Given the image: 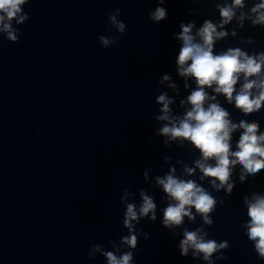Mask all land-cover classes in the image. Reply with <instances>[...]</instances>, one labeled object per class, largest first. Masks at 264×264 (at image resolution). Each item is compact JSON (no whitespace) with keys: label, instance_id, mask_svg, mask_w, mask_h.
<instances>
[{"label":"clouds","instance_id":"clouds-1","mask_svg":"<svg viewBox=\"0 0 264 264\" xmlns=\"http://www.w3.org/2000/svg\"><path fill=\"white\" fill-rule=\"evenodd\" d=\"M30 0H0V32L7 34V39L18 42L20 30L15 25H23L29 20L24 12V6ZM167 0H158V6L149 11L148 18L153 23L165 21L168 12L164 5ZM192 3H211L218 12V19H204L197 27L196 22L181 21L180 31L174 38L180 42L175 58L177 75L184 79V88L190 87L189 78L195 82V87L186 99L179 101L184 109L181 114H174L171 105L176 103L174 97L166 91H161L155 99L159 105L158 114L154 120L160 125L154 132L162 137V144L170 147L176 143L183 148L186 143L199 152V157L193 160V166L183 164V173L177 174L175 166L163 175L155 176V185L162 190L161 200L166 206L162 211V227L176 235V229L182 230V239L178 243L180 254L187 257L192 250V257L215 264V260L225 259L222 250H228L227 240L217 241L208 238L209 233L204 225L214 224L212 214L218 200L203 184L205 180L216 192L223 190L231 195L236 182L232 179L236 166H240L239 181L245 183L249 176L264 170V131L258 120L239 119L234 121L232 114L220 103L218 96H223L229 105L248 117L260 113L264 108V49L251 51L242 47H227L216 50L217 42L224 41L231 35L237 36V28H243L244 22H250L251 27L264 29V0H191ZM251 3V7L244 11ZM199 14V9H191L190 16ZM120 9L109 14L112 28L120 34L125 33L126 24L118 19ZM235 21V27L229 31L225 26ZM195 29V31H194ZM99 42L107 49L119 43V36H99ZM240 43L256 44L252 37H240ZM179 93L171 75L164 74L158 81ZM211 90V91H209ZM239 131V138L233 148V133ZM171 160L164 157V163ZM177 163H183L177 161ZM197 170L200 175L196 177ZM196 177V178H193ZM149 178V169L143 171V179ZM133 192L128 188L120 197L124 205L122 224L127 229V235H122L119 241H109L112 250H106L100 244L90 246L87 253L94 259L96 253L106 258L107 264H134V255L138 249L139 238H149L148 233L137 225L143 219L155 222L157 219V203L144 188L138 190L140 203L129 197ZM247 221L243 227L245 235L253 243L257 257L264 260V192L253 191L243 197ZM199 215L202 226L195 229L184 227L185 217L195 222ZM214 253H219L213 257Z\"/></svg>","mask_w":264,"mask_h":264}]
</instances>
